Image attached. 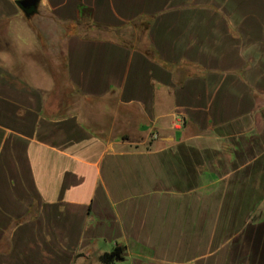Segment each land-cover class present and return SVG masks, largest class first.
Returning <instances> with one entry per match:
<instances>
[{
	"label": "crops",
	"instance_id": "0c3cea01",
	"mask_svg": "<svg viewBox=\"0 0 264 264\" xmlns=\"http://www.w3.org/2000/svg\"><path fill=\"white\" fill-rule=\"evenodd\" d=\"M22 13L0 0V21ZM29 16L16 41L45 35L82 101L51 112L40 69L0 57V264H102L115 245L114 264H264V0Z\"/></svg>",
	"mask_w": 264,
	"mask_h": 264
},
{
	"label": "rangeland",
	"instance_id": "374dc122",
	"mask_svg": "<svg viewBox=\"0 0 264 264\" xmlns=\"http://www.w3.org/2000/svg\"><path fill=\"white\" fill-rule=\"evenodd\" d=\"M31 22L32 17H26L23 13L14 22L0 21V57L5 56L6 58L7 56L4 62L13 64L11 65L14 69L13 72L23 74V77H18L20 80L26 78L24 73L27 72L25 69L29 66L31 70H36V73L40 69L41 75L37 73L33 77L37 82L41 81V84L47 85L43 96L51 112H61L63 107L68 108L73 105L76 107L82 100L68 86L63 74L64 64L59 59L61 58L60 50L55 49L54 44L44 42L46 36L40 34L35 28L33 31L37 42L23 45L16 41V31L22 30L24 23L25 26L32 27ZM2 66L4 67V64ZM43 73L47 75H42Z\"/></svg>",
	"mask_w": 264,
	"mask_h": 264
},
{
	"label": "trees",
	"instance_id": "16d2710c",
	"mask_svg": "<svg viewBox=\"0 0 264 264\" xmlns=\"http://www.w3.org/2000/svg\"><path fill=\"white\" fill-rule=\"evenodd\" d=\"M125 248L122 245H115L112 250L103 252L98 256V260L102 264H114L124 258Z\"/></svg>",
	"mask_w": 264,
	"mask_h": 264
},
{
	"label": "water",
	"instance_id": "95a60500",
	"mask_svg": "<svg viewBox=\"0 0 264 264\" xmlns=\"http://www.w3.org/2000/svg\"><path fill=\"white\" fill-rule=\"evenodd\" d=\"M37 3L38 0H16V4L26 16L31 15L36 10Z\"/></svg>",
	"mask_w": 264,
	"mask_h": 264
}]
</instances>
